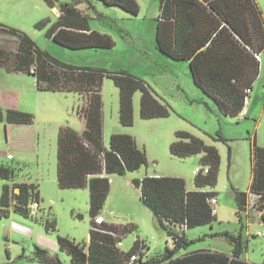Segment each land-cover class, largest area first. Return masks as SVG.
Returning a JSON list of instances; mask_svg holds the SVG:
<instances>
[{
  "label": "rangeland",
  "instance_id": "374dc122",
  "mask_svg": "<svg viewBox=\"0 0 264 264\" xmlns=\"http://www.w3.org/2000/svg\"><path fill=\"white\" fill-rule=\"evenodd\" d=\"M61 4L72 0H58ZM141 13L129 16L118 7L107 6L102 1L89 0L78 4L81 11L91 16L92 30L111 36L116 46L113 50H71L54 42L47 36L49 29L58 21L59 12L44 0H0V28H14L27 34L40 50L62 63L103 69L109 73L127 71L144 80L162 102L168 106L170 116L143 119L141 117V92L134 96L135 121L132 127L120 124V91L113 80L105 79L102 87L104 103L106 148L110 147L113 134L134 137L138 146L146 151L148 163L136 172L111 178V190L103 215L110 222L126 226L135 224V231L124 239V251H129L136 240L144 241L151 255L164 253L174 244L167 231L150 208L142 201L136 180L145 174L160 176H182L189 191L196 190L194 170L204 169L203 154L179 159L171 154V145L177 141L178 132H188L203 140L207 146L215 147L221 157L217 184L206 188L217 193V219L212 225L185 230L191 240H197L181 255L200 250H214L231 254L233 245L222 234H242L246 250L244 259L252 264H264V238L257 234L264 232V221L257 212L249 218L238 215L235 191L248 193L252 184V149L257 144L264 147V56L261 73L257 80L249 106L250 115L232 118L224 115L216 102L203 93L191 80L188 65L174 62L163 55L156 43L157 19L160 16V0H136ZM264 12V0H258ZM45 22L47 25L38 28ZM0 47L11 53L13 60L18 50V40L12 34L0 30ZM12 60V61H13ZM185 65V66H183ZM189 70V69H188ZM0 87L10 90L0 97L3 111L15 110L34 115L32 126L0 122V167L8 166L17 171V180L34 181L41 191L40 210L37 216L25 217L13 211V218L26 221L31 227L44 231L47 247L25 232V237L11 236V219L0 220V264H8L11 254L13 264H39L34 260L35 246L54 254L52 244L58 242V235L88 242L91 230L90 193L87 189H61L57 178L58 137L61 128L69 126L78 133L84 131V119L78 114L84 105V98L76 92L40 91L36 79L27 74L10 73L0 68ZM190 77V78H189ZM13 91L17 94L14 95ZM20 97V98H19ZM31 131V134L20 131ZM125 132V133H124ZM12 155L14 160H8ZM207 168V167H206ZM7 181L0 179V199ZM47 220L55 221L57 231L45 228ZM182 233L180 228H174ZM213 234H221L213 237ZM62 263L71 262L67 253L58 250ZM55 256V255H54Z\"/></svg>",
  "mask_w": 264,
  "mask_h": 264
},
{
  "label": "trees",
  "instance_id": "16d2710c",
  "mask_svg": "<svg viewBox=\"0 0 264 264\" xmlns=\"http://www.w3.org/2000/svg\"><path fill=\"white\" fill-rule=\"evenodd\" d=\"M88 0H72L61 4L58 21L49 29L47 36L56 43L72 50L89 48L113 49L115 42L111 37L90 32V17L79 10L78 4ZM108 6H118L130 15L139 13L136 0H100ZM212 13L225 22L227 29L246 51L254 58L260 54L252 43L255 37L260 38L264 48V15L256 0H203ZM214 1L224 4L223 8L216 6ZM52 9L57 8L58 0H44ZM195 7L193 2L184 0H160V20L174 21V50L177 54H186L188 36L193 27L190 12ZM222 9V10H221ZM237 16V17H236ZM241 17L244 21H241ZM42 22L38 28L46 27ZM250 28V29H249ZM18 40V50L13 57L11 53L0 47V68L9 72H25L37 80L40 91L76 92L83 96L84 105L78 114L85 121L83 133H78L71 127L61 128L58 137V169L57 178L61 189H88L90 193L91 230L89 243H77L67 237L58 235V244L62 252L71 258L70 264H130L131 258L138 255L134 264H252L244 260L246 250L242 234L238 236L229 233L222 234L233 245L231 254L214 250H200L181 255L197 240L187 237L185 230L212 225L217 219L215 205L211 200L217 193L204 191L217 184L221 157L215 147L207 146L205 142L188 132H178L177 141L171 145L172 156L185 159L203 154L201 165L209 169L207 174L202 169L196 175V190L188 191L186 181L181 177H150L146 176L136 184L140 188L142 201L157 217L160 227L167 231L174 248L158 255H151L149 246L138 239L129 251L118 247V242L135 231L133 225H114L103 222L96 223L102 217L107 198L111 190V178L126 176L136 172L148 159L146 151L142 150L136 139L126 134H113L110 138V149L104 146V103L102 87L105 79L113 80L120 91V124L132 127L135 121L134 96L141 92V117L143 119L165 118L170 116L168 106L162 103L150 90L147 83L135 75L121 71L109 73L103 69L76 67L56 60L48 53L38 48L36 43L25 33L14 28L1 27ZM249 33V35H248ZM250 36V37H248ZM177 59V58H176ZM13 60V61H12ZM179 60V59H177ZM257 60V59H256ZM195 65V61L193 62ZM192 64V65H193ZM35 72L31 73V69ZM229 68V66H227ZM194 68H197L194 66ZM225 68L219 73L199 75L197 69L193 75L206 93L213 96L226 115L235 118L242 111L246 90L253 88L252 84L244 85L235 81ZM34 115L15 110L3 111L0 108V122L8 124L32 125ZM253 181L251 191L260 195L258 211L264 210V147L258 146L256 140L252 149ZM17 170L12 167H0V179L8 182L3 188L0 199V217H8L11 210L25 217L31 213V205H39L40 193L38 185L15 183ZM11 183V184H10ZM238 215L248 212V193L235 191ZM38 212V211H37ZM37 216V214H36ZM35 217V216H34ZM45 228L57 231L55 221L47 220ZM174 228H180L177 233ZM112 232L120 233L115 237ZM221 234H213V237ZM145 248L149 254L143 255ZM34 260L39 264H65L58 257L51 256L46 249L35 246Z\"/></svg>",
  "mask_w": 264,
  "mask_h": 264
},
{
  "label": "crops",
  "instance_id": "0c3cea01",
  "mask_svg": "<svg viewBox=\"0 0 264 264\" xmlns=\"http://www.w3.org/2000/svg\"><path fill=\"white\" fill-rule=\"evenodd\" d=\"M97 1H100V0H97ZM184 1L193 2L195 4V7L190 12V19L192 20L193 27L189 33V36H188V44H187L186 54L183 56V54H177L176 51L174 50V46H175L174 45V21L173 20H170V21L160 20L161 9H160V16L157 19L156 43L158 45V49L169 60L174 61V62H183L185 65H188L187 67H184V68H186V71L190 72V77H191V80L194 82V84L201 91H203V93L205 95H207L209 98H211L213 101H215L217 106L219 107L220 111L224 115H226L224 112L225 110L223 108L224 106L221 107L219 102L216 101V99L213 96H210L208 93H206L204 91V89L200 86V84H198L196 82L194 75H193V70L197 69L198 74L199 75L201 74V76H202V75H205L207 73H213V72L219 73L223 69L227 68V69H229V72H230L229 74L233 75L235 77V79H233V80L241 81V83L244 85L252 84V87H253L252 88V94H253L254 86H255L257 80L259 79L260 73H261V62H262V57L264 56V48H262L260 38L255 37L252 39V41H253L252 43L257 48V50L262 52V53H260L261 54L260 60L254 59L246 51L245 47L237 41L235 36H233L229 31H227V29L224 28V24H225L224 20L222 18H218L217 16H215V14L212 13V11L210 9L206 8L207 4L203 0H184ZM256 2L258 4L259 8L262 10L258 0H256ZM214 3H215V5L217 4L216 5L217 7L220 6V8H223V11L230 13V11H226L224 4H221V2L214 1ZM114 7H118V6H114ZM118 8H120V7H118ZM159 8H160V6H159ZM120 9H122V8H120ZM56 11L59 12L57 9H56ZM123 11H125V10H123ZM262 12H263V10H262ZM84 13L87 14L86 12H84ZM140 13H141V8L139 7V13H138V15H136L134 17L139 16ZM127 14L129 16L133 17V15H130L129 13H127ZM87 15L91 19V16L89 14H87ZM263 15H264V12H263ZM241 21H244L243 17H241ZM91 31H94L95 33L102 35V36L104 35V36L111 37L107 34H103V33H100L98 31L92 30L91 26H90V32ZM248 35H249V33H248ZM248 37H250V36H248ZM50 39H52V38H50ZM112 40L114 41L113 38H112ZM115 46H116V43H115ZM115 46H114V48H115ZM63 47H65V46H63ZM113 49H110V50H113ZM82 50H107V49L89 48V49H82ZM176 58L179 60H177ZM194 61H195V65L193 64ZM185 65H183V66H185ZM196 65H197V68H194V66L196 67ZM227 66H229V68ZM10 73L30 75V74L25 73V72H10ZM2 75H4V74L1 73L0 77ZM30 76H32V75H30ZM36 84H37V80H36ZM5 90H10V88L5 86V85H2L0 87V97L5 98L7 96L8 93L7 94L1 93L2 91H5ZM150 90L154 93V91L151 88H150ZM13 93H14V95L17 94L16 91H13ZM156 97L158 98L157 95H156ZM256 100H257V98H254V100H252V102L250 103L251 107L253 105H255ZM160 101L162 102V100H160ZM162 103H164V102H162ZM249 115H250V111H249L247 116H249ZM226 116H228V115H226ZM263 116H264V111H262L260 113V118H262ZM238 117H235V118H238ZM14 125H17V124H14ZM32 125H24V126H32ZM84 126H85V121H84ZM26 130L27 131H20V133L24 134L25 132H27L28 134H31L30 130H28V129H26ZM104 132H105V120H104ZM125 134L128 135L127 133H125ZM254 140H256V138ZM256 142H257V140H256ZM261 145L264 146V144H261ZM104 146L106 147L105 139H104ZM107 149H110V147ZM9 156H12V155H9ZM9 156H8V160H14L13 156H12L13 157L12 159H9ZM6 167H8V166H6ZM252 169H253V161H252ZM194 174H196V170H194ZM146 176H150V177H181L182 178V176H160L158 174H151V175L145 174L144 177H146ZM252 181H253V174H252ZM14 182L15 183H29V184L38 185V183L34 182L33 180L32 181L23 180L20 182V180H17V177H16ZM186 186H187V184H186ZM251 186H252V184H251ZM187 190H188V188H187ZM250 190H251V187H250ZM204 191H208V190L204 189ZM39 193H40V197H41V191L40 190H39ZM216 200H217V196H216ZM217 204H218V201H217ZM255 212H257V215H259L260 218L264 221V210L254 211V212H251V211L245 212V214H247V216L250 218L253 215L252 213H255ZM217 216H218V214H217ZM242 217H243V215H242ZM242 217H241V221L243 220ZM4 218L12 220L11 221L12 222L11 223V236L16 234L18 236L25 237V235H27V233L25 231L28 230L31 233V234H28L30 237H32L33 239H35L37 237V239L40 243H43L45 246L51 248V246L48 245L47 237L44 234H42V232H44L42 230V228L41 229H37L36 227L30 228V225L26 221L16 219L15 217L13 218V210H11V213L8 217H0V220H3ZM102 218L108 224H114L117 226L121 225V223L108 221L107 218H105V216L103 214H102ZM128 225H133L134 228L137 227L135 224H128ZM89 241H90V236H89V240L87 243H89ZM123 246H124V242H123L122 247ZM52 247H54L55 251H54V254L51 256L55 255L56 257H59V255L57 253L59 250L58 242H54V244H52ZM186 254H189V253H186ZM11 257H12L11 254H8V261L10 262L8 264H12L11 263V261H12ZM245 261L248 262L247 260H245Z\"/></svg>",
  "mask_w": 264,
  "mask_h": 264
},
{
  "label": "built area",
  "instance_id": "2783aa9c",
  "mask_svg": "<svg viewBox=\"0 0 264 264\" xmlns=\"http://www.w3.org/2000/svg\"><path fill=\"white\" fill-rule=\"evenodd\" d=\"M255 57H256L257 60H260L261 54H258V53L256 54L255 53ZM34 72H35V68L33 67L31 69V73H34ZM251 94H252V89L251 88L247 89L246 90V97H245V100H244V105H243L242 111L240 113L241 116L245 117L249 113V106H250V103H251ZM12 158H13L12 156H9V159H12ZM200 172H202L201 169L200 170H198V169L196 170V174H199ZM208 172H209L208 168H205L203 170L204 174H207ZM260 199H261L260 195L252 192L251 190L248 192V212H250V211L251 212L258 211V201ZM211 202H212L213 205H216L217 204L216 198L212 199ZM38 209H39V205L38 204L34 203L33 205H31V213H30V215L31 216H36ZM216 212L217 211L215 210L214 213H216ZM103 222H105V221H104V219L102 217H99V218L96 219V223L98 225H101ZM111 234H113L115 237H118V238L122 237V235L120 233H118V232H116V233L112 232ZM257 236L264 238V232L263 233L259 232L257 234ZM122 245H123V243L121 241H119L118 242V247H121ZM141 253L143 255L149 254L148 250H146L145 248H143L141 250ZM138 259H139L138 255L133 256L131 258V263L130 264H134Z\"/></svg>",
  "mask_w": 264,
  "mask_h": 264
}]
</instances>
